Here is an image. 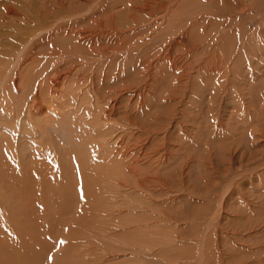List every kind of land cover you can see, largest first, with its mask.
Masks as SVG:
<instances>
[{"label": "rangeland", "instance_id": "obj_1", "mask_svg": "<svg viewBox=\"0 0 264 264\" xmlns=\"http://www.w3.org/2000/svg\"><path fill=\"white\" fill-rule=\"evenodd\" d=\"M263 19L264 0H0V264H264Z\"/></svg>", "mask_w": 264, "mask_h": 264}, {"label": "bare ground", "instance_id": "obj_2", "mask_svg": "<svg viewBox=\"0 0 264 264\" xmlns=\"http://www.w3.org/2000/svg\"><path fill=\"white\" fill-rule=\"evenodd\" d=\"M194 1H196V0H194ZM260 1H261V0H260ZM207 2H208V1H207ZM145 3H146V2H145ZM210 3H211V2H210ZM65 4H66V3H65ZM180 4H181V3H180ZM192 4H193V3H192ZM135 5H136V4H135ZM137 7H138V6H137ZM164 8H165V7H164ZM183 8H184V7H183ZM165 10H166V8H165ZM165 10H164V11H165ZM182 11H183V10H182ZM243 11H244V10H243ZM184 12H186V11H184ZM197 12H198V11H197ZM185 14H186V13H185ZM228 15H229V14H228ZM162 16H163V15H162ZM181 16H182V14H181ZM174 17H175V16H174ZM182 17H183V16H182ZM155 18H156V17H155ZM171 18H172V17H171ZM112 19H113V18H112ZM182 19H183V18H181V21H182ZM176 20H177V19H176ZM263 20H264V19H263ZM56 21H57V20H56ZM58 21H59V19H58ZM109 21H110V19H109ZM173 21H175V20H173ZM177 22H179V20H178ZM177 22H176V23H177ZM224 22H225V21H224ZM54 23H55V22H54ZM57 23H58V22H57ZM57 23H55V24H57ZM55 24H54V26H55ZM170 25H171V24H169V26H167V27H169V29H172V28H170ZM183 25H184V24H183ZM56 26H57V25H56ZM113 26H114V25H113ZM175 26H176V25H175ZM159 27H160V26H159ZM167 27H166V28H167ZM233 27H234V26H233ZM113 28H114V27H113ZM164 28H165V27H164ZM115 29H116V28H115ZM162 29H163V28H162ZM186 29H187V28H186ZM78 30H79V29H78ZM110 30H111V29H110ZM116 30H118V29H116ZM120 30H121V29H120ZM172 30L174 31V29H172ZM176 30H177V29H176ZM232 30H233V29H232ZM91 31H92V30H91ZM91 31H90V32H91ZM111 31H112V30H111ZM166 31H167V30H166ZM181 31H183L182 28H181ZM184 31H185V30H184ZM184 31H183V32H184ZM186 31H187V30H186ZM234 31H235V30H234ZM234 31H233V32H234ZM78 32H79V31H78ZM81 32H83V31H81ZM112 32H114V31H112ZM159 32H160V31H159ZM188 32H189V31H187V33L185 32L184 34H188ZM79 33H80V32H79ZM79 33H76V34L79 35ZM107 33H108V32H107ZM173 33L175 34V31H174ZM177 33H178V32H177ZM180 33H182V32H179V34H180ZM241 33H242V32H241ZM37 34H38V33H37ZM37 34H36V35H37ZM95 34H96V32H95ZM99 34H100V33H99ZM99 34H98V35H99ZM114 34H116V33H114ZM124 34H125V33H124ZM159 34H160V33H159ZM189 34H190V33H189ZM202 34H203V33H202ZM226 34H227V33H226ZM232 34H233V33H232ZM36 35H35V36H36ZM39 35H40V34H39ZM39 35H38V36H39ZM169 35H170V34H169ZM171 35H172V34H171ZM171 35H170V38L172 37ZM214 35H215V34H214ZM81 36H82V34H81ZM96 36H97V34L95 35V37H96ZM164 36H165V35H164ZM167 36H168V35H167ZM173 36H174V37H173L174 39L171 40V42L176 41V40L178 39V40L176 41V44H178V46L181 45V47H182V45H183L184 47H182V48H183L182 50H183V51L186 50L185 47H186V45H188V44L185 42V40H187V39H185V36H184L183 34H182V35H179V36L177 35L179 38H178L177 36H176V38H175V35H173ZM189 36H190V35H189ZM189 36H188V37H189ZM227 36H228V35H227ZM82 37H83V36H82ZM85 37H86V36H84V38H85ZM87 37H88V36H87ZM89 37H91V36H89ZM89 37H88V38H89ZM95 37H94V38H95ZM121 37H122V36H121ZM199 37H200V36H199ZM202 37H203V36H202ZM224 37H225V36H224ZM31 38H32V37H31ZM33 38H34V37H33ZM35 38H36V37H35ZM84 38H83V39H84ZM91 38H92V37H91ZM91 38H90V39H91ZM164 38H165V37H164ZM166 38H167V37H166ZM120 39H121V38H120ZM171 39H172V38H171ZM191 39H192V38H191ZM206 39H207V38H206ZM206 39H203V40H206ZM262 39H263V38H262ZM91 40H92V39H91ZM168 40H169V39H168ZM196 40H197V39H196ZM201 40H202V39H201ZM201 40H200V41H201ZM209 40H210V39H209ZM209 40H208V42H209ZM219 40H220V39H219ZM219 40H218V42H219ZM223 40H225V39H223ZM252 40H253V39H252ZM165 41H166V40H165ZM169 41H170V40H169ZM187 41H190V39H188ZM225 41H226V40H225ZM115 42H117V41H115ZM183 42H184V43H183ZM194 42H197V41H194ZM198 42H199V41H198ZM201 42H202V41H201ZM218 42H217V44H218ZM228 42H229V41H228ZM92 43H93V42H92ZM94 43H95V41H94ZM117 43H119V42H117ZM185 43H186V44H185ZM189 43H190V42H189ZM205 43H206V42H205ZM205 43H204V44H205ZM221 43H222V42H221ZM90 44H91V43H90ZM110 44H111V43H110ZM126 44H127V43H126ZM165 44H166V43H164V45H165ZM168 44H169V43H168ZM170 44H171V43H170ZM192 44H193V42H192ZM227 44H228V43H227ZM248 44H249V43H248ZM171 45H172V44H171ZM189 45H190V44H189ZM201 45H202V44H201ZM201 45H200V46H201ZM214 45H215V44H214ZM174 46H175V45H173V47H174ZM178 46H177V47H178ZM192 46H193V48H194V45H192ZM204 46H206V44H205ZM227 46H228V45H227ZM169 47H170V46H169ZM195 47H196V46H195ZM222 47H223V46H222ZM228 47H229V46H228ZM170 48H171V49H175V47L172 48V46H171ZM188 48H189V47H188ZM190 48L192 49V47H190ZM190 48H189V49H190ZM200 48H201V47H200ZM166 49H168V47H167ZM233 49H234V48H233ZM236 49H237V48H236ZM193 50H194V49H193ZM200 50H202V49H200ZM216 50H217V49H216ZM20 51H21V50H20ZM112 51H113V50H112ZM118 51H119V50H118ZM123 51H124V49H123ZM123 51H122V52H123ZM164 51H165V50H164ZM227 51H228V50H227ZM236 51H237V50H236ZM119 52H120V51H119ZM153 52H154V51H153ZM193 52H194V51H193ZM193 52H192V53H193ZM251 52H252V51H251ZM185 53H186V51L184 52V56H185ZM187 53H188V52H187ZM189 53H190V52H189ZM217 53H218V52H217ZM158 54H159V53H157L156 58H157ZM168 54H169V53H168ZM180 54H181V53H180ZM246 54H247V53H246ZM111 55H112V54H111ZM116 55H117V54H116ZM160 55H161V53H160ZM166 55H167V54H166ZM178 55H179V54H178ZM188 55H189V54H188ZM169 56H170V55H169ZM180 56H181V55H180ZM195 56H196V55H195ZM220 56H221V55H220ZM242 56H243V55H242ZM244 56H245V55H244ZM158 57H159V56H158ZM175 57H176V56H175ZM175 57H174V58H175ZM204 57H205V56H204ZM108 58H109V57H108ZM163 58H164V57H163ZM179 58H180V57H179ZM182 58H183V57H182ZM232 58H233V57H232ZM236 58H237V57H236ZM239 58H240V56H239ZM241 58H242V57H241ZM171 59H172V58H171ZM185 59H187V55H186V58H185ZM190 59H191V58H190ZM195 59H196V58H195ZM142 60H143V59H142ZM158 60H159V59H158ZM158 60H157V61H158ZM163 60H164V59H163ZM166 60H167V58H165L164 62H165ZM201 60H202V59H201ZM221 60H222V59H221ZM231 60H232V59H231ZM161 61H162V60H161ZM167 61H169V60H167ZM172 61H173V60H172ZM183 61H184V60H183ZM188 61H189V60H188ZM188 61H187L186 63H188ZM191 61H192V60H191ZM204 61H205V60H204ZM204 61H203V63H204ZM209 61H210V60H209ZM241 61H242V59H241ZM169 62H170V61H169ZM181 62H182V61H181ZM189 62H190V61H189ZM192 62L194 63V61H192ZM198 62H199V60H198ZM166 63H167V62H166ZM172 63H174V61H173ZM172 63H169V64H172ZM186 63H185V64H186ZM193 63H192V65H193ZM163 64H164V63H163ZM181 64H183V63H181ZM197 64H199V63H197ZM197 64H195V65H197ZM221 64H222V63H221ZM233 64H234V63H233ZM233 64H232V65H233ZM155 65H156V64H155ZM173 65H174V64H172L171 66H173ZM183 65H184V64H183ZM183 65H180V66H183ZM192 65H191V66H192ZM205 65H206V64H205ZM226 65H227V64H226ZM226 65H225V66H226ZM245 65H246V64H245ZM158 66H159V68L161 69V64L158 65ZM158 66H157V67H158ZM175 66L178 68V66H177L176 64H175ZM180 66H179V67H180ZM184 66H185V65H184ZM186 66H188V65H186ZM191 66H190V67H191ZM227 66H228V65H227ZM237 66H238V65H237ZM146 67H147V66H146ZM155 67H156V66H155ZM192 67H193V66H192ZM194 67H195V66H194ZM194 67H193V69H194ZM205 67H206V66H205ZM234 67H235V66H234ZM239 67H240V66H239ZM244 67H245V66H244ZM251 67H252V66H251ZM148 68H149V66H148ZM180 68H181V67H180ZM180 68H179V69H180ZM182 68H183V67H182ZM182 68H181V69H182ZM187 68H188V67H187ZM198 68H200V67H198ZM206 68H207V67H206ZM218 68H219V67H218ZM228 68H229V67H228ZM252 68H253V67H252ZM156 69H157V68H155V71H156ZM170 69H171V67H170ZM173 69H174V68H173ZM193 69L191 68L190 70H193ZM196 69H197V68H196ZM204 69H205V68H204ZM224 69H225V68H224ZM248 69H249V68H248ZM145 70H146V69H145ZM148 70H149V69H148ZM157 70H158V69H157ZM166 70L168 71V70H169V67H167ZM171 70H172V69H171ZM171 70H170V71H171ZM190 70H189L188 72H190ZM197 70H198V69H197ZM205 70H206V69H205ZM205 70H204V71H205ZM149 71H150V70H149ZM149 71H148V72H149ZM160 71H161V70H160ZM174 71H175V69H174ZM179 71H180V70H179ZM183 71H184V70H183ZM198 71H199V70H198ZM198 71H196V72H198ZM202 71H203V70H202ZM202 71H201V72H202ZM204 71H203L202 73H204ZM206 71H207V70H206ZM208 71H209V70H208ZM116 72H117V71H116ZM145 72H146V71H145ZM191 72H193V71H191ZM199 72H200V71H199ZM120 73H121V71H120ZM156 73H157V71H156ZM158 73H160V72H158ZM172 73H173V70H172ZM175 73H176V72H175ZM175 73H174V74H175ZM252 73H253V72H252ZM254 73H255V72H254ZM58 74H59V73H58ZM186 74H187V72H186ZM186 74H184L185 76H184V75H182V76H184V77L187 76V77H188L187 80L190 79V78H192V77H194V75L191 77V76H188V74H187V75H186ZM193 74H194V72H193ZM248 74H249V73H248ZM119 75H120V74H119ZM157 75H158V74H157ZM157 75H156V77H157ZM189 75H190V74H189ZM191 75H192V74H191ZM200 75H201V74H200ZM203 75H204V74H203ZM245 75H246V74H245ZM249 75H250V74H249ZM58 76H59V75H58ZM171 76H172V74H171ZM195 76H196V75H195ZM197 76H198V75H197ZM197 76H196V77H197ZM251 76H252V75H250L249 77H251ZM120 77H121V76H120ZM198 77H199V76H198ZM200 77H201V80H206V79H203L202 76H200ZM243 77H244V76H243ZM254 77H255V76H254ZM254 77H253V80H254ZM114 78H115V77H114ZM176 78H177V77H176ZM228 78H229V77H228ZM246 78H247V77H246ZM251 78H252V77H251ZM185 79H186V78H185ZM185 79H184V80H185ZM249 79H250V78H249ZM261 79H262V78H261ZM178 80H179V79H178ZM184 80H183V81H184ZM187 80H185V81H187ZM246 80H247V79H246ZM253 80L250 79L251 82H252ZM262 80H263V79H262ZM54 81H55V80H54ZM59 81H60V80H59ZM100 81H101V80H100ZM196 81H197V80H196ZM250 81H249V82H250ZM51 82H52V81H50V83H51ZM189 82H190V81H189ZM193 82H195V81H193ZM204 82H205V81H204ZM208 82H209V81H208ZM254 82H255V81H254ZM48 83H49V82H48ZM52 83H53V82H52ZM54 83H56V81H55ZM205 83H206V82H205ZM210 83H211V82H210ZM246 83H247V82H246ZM206 84H208V83H206ZM206 84H205L204 86H206ZM252 84H253V82L251 83V86H252ZM254 84H255V83H254ZM256 84H257V83H256ZM53 85H55V84H53ZM91 85H92V84H91ZM200 85H202V84H200ZM243 85H244V84H243ZM247 85H249V84H247ZM2 86H3V85H2ZM210 86H211V85H210ZM210 86H209L208 88H210ZM239 86H240V85H239ZM49 87H50V85H49ZM52 87H54V86H52ZM56 87H57V86H56ZM219 87H220V86H219ZM257 87H258V86H257ZM54 88H55V87H54ZM69 88L72 89V92H73L74 89L71 88V86H70ZM89 88H90V87H89ZM134 88H135V87H134ZM134 88H133V89H134ZM220 88H221V87H220ZM244 88H245V87H244ZM248 88H249V87H248ZM251 89H252V88H251ZM253 89H254V88H253ZM114 90H115V89H114ZM124 90H125V89H124ZM127 90H128V89H127ZM129 90H130V89H129ZM238 90H239V89H238ZM248 90H249V89H247L246 91H248ZM74 92H75V90H74ZM88 92H89V91H88ZM120 92H121V91H120ZM132 92H133V91H132ZM140 92H141V91H140ZM229 92H230V91H229ZM231 92H233V90H231ZM237 92H238V91H237ZM249 92H250V91H249ZM81 93H82V92H81ZM111 93H112V92H111ZM133 93H134V92H133ZM243 93H244V92H243ZM243 93H240V94H243ZM141 94H142V93H141ZM247 94H248V93H247ZM259 94H260V93H259ZM70 95H71V94H70ZM83 95H84V94H83ZM233 95H235V94H233ZM72 96H73V95H72ZM78 96H79V95H78ZM108 96H109V94H108ZM236 96H237V94H236ZM236 96H235V97H236ZM243 96H244V95H243ZM125 97H126V96H125ZM235 97H234V98H235ZM83 98H84V97H83ZM118 98H119V97H118ZM128 98H129V97H128ZM239 98H240V97H239ZM244 98H245V96H244ZM244 98H243V99H244ZM81 99H82V98H81ZM126 99H127V98H126ZM240 99H241V98H240ZM77 100H78V99H77ZM82 100H83V99H82ZM106 100H109V99H106ZM136 100H137V99H136ZM79 101H80V100H79ZM111 101H112V100H111ZM114 102H115V100H114ZM242 102H243V101H242ZM247 104H248V103H247ZM123 105H124V104H123ZM123 105H122V106H123ZM139 105H140V104H139ZM106 106H107V105H106ZM125 107H126V106H125ZM141 107H142V106H141ZM243 107H244V106H243ZM126 108H127V107H126ZM238 108H239V107H238ZM244 108H245V107H244ZM115 109H116V108H115ZM121 109H122V108H121ZM119 110H120V109H119ZM114 111H115V110H114ZM123 111H125V110L123 109ZM123 111H122V112H123ZM126 111H127V110H126ZM126 111H125V112H126ZM223 111H224V110H223ZM116 112H117V111H116ZM118 112H119V111H118ZM120 112H121V110H120ZM101 113H102V112H101ZM113 113H114V112H113ZM113 113H110V114H113ZM123 113H124V112H123ZM132 114H133V113H132ZM107 115L109 116V114H107ZM125 115H127V113H126ZM104 116H106V115H104ZM112 116H114V115H112ZM123 116H124V115H123ZM103 118H104V117H103ZM108 118H109V117H108ZM128 118H129V117H128ZM105 120H106V119H105ZM106 121H107V120H106ZM116 124H117V123H116ZM16 137H17V136H16ZM184 137H185V136H184ZM71 139H72V138H71ZM98 141H99V140H98ZM84 146H85V145H84ZM250 146H251V145H250ZM104 149H105V148H104ZM65 163H66V162H65ZM70 164H71V163H70ZM255 168H256V167H255ZM254 170H255V169H254ZM126 172H127V171H126ZM244 173H245V172H244ZM242 174H243V173H242ZM240 177H241V175H240ZM237 178H238V177H237ZM232 181H233V180H232ZM257 186H258V185H257ZM228 188H229V187H228ZM226 189H227V188H226ZM259 190H260V189H259ZM260 191H261V190H260ZM259 196H260V195H259ZM244 200H245V199H244ZM224 201H225V200H224ZM223 203H224V202H223ZM223 212H224V211H223ZM211 223H212V222H211ZM224 228H225V227H224ZM206 236H207V235H206ZM204 237H205V236H204ZM204 239H205V238H204ZM216 240H217V239H216ZM150 242H151V241H150ZM205 242H206V241H205ZM220 242H221V241H220ZM200 244H201V242H200ZM205 244H206V243H205ZM217 244H218V243H217ZM203 245H204V244H203ZM200 247H201V245H200ZM203 252H204V251H203ZM203 259H205V257H203ZM197 261H198V260H197ZM197 263H199V262H197ZM203 264H204V260H203Z\"/></svg>", "mask_w": 264, "mask_h": 264}]
</instances>
